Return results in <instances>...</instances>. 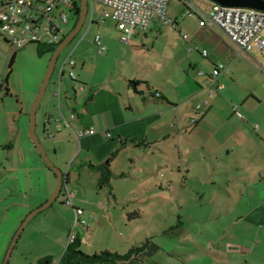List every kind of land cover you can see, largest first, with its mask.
<instances>
[{
	"label": "rangeland",
	"instance_id": "374dc122",
	"mask_svg": "<svg viewBox=\"0 0 264 264\" xmlns=\"http://www.w3.org/2000/svg\"><path fill=\"white\" fill-rule=\"evenodd\" d=\"M63 10L70 18L65 26L67 35L75 26L77 17L75 13L65 8ZM169 15L177 23L160 25L136 35L130 44L120 40L121 32L114 20L96 18L95 23L90 24V18H87L80 32L58 56L37 111L36 132L55 165L65 175L71 171L67 185L73 192L74 202L80 204V208L85 211L83 217L87 219L86 227L78 226L74 230L82 239L81 250L84 253H99L109 248L112 253L119 251L123 256L131 254L135 257L147 250L148 243L153 241L160 249L153 255L144 257L145 264H216L213 262L215 254L210 253L214 250L210 240L217 228L215 221H211V218L214 219L210 214L213 207L210 196H206L208 198L205 199L204 207H199L202 202L198 194L202 191L199 188L204 192L210 186L202 185L194 179L169 183L167 180L170 176L180 178L188 175L186 163L181 166L177 154L171 156L173 165L167 168L162 159H154L146 152L145 159L134 164L129 157L130 152L122 150L119 153L120 151L115 150L101 162L108 164L112 172L111 180L101 185L99 182L102 173L95 168L98 165L82 166L79 160H68L73 149L79 151L77 141L67 138L66 145H63L64 152L62 149L55 155L53 143H50L53 139L46 137L44 133V119L48 112L61 116V105L66 114L67 98L74 97L75 93L79 102L83 99V91L75 88V92V86L71 84L74 82L67 74L69 67H66V75L60 82V98L55 95L59 88V70L70 54L77 61L73 68L75 80L84 83L109 79L116 83L117 78L123 79L125 76L134 78L132 83H167L168 80L182 83L185 79L189 83H197L196 78L199 76L196 73L207 71L205 65L209 63V59L201 51L206 48L212 54L214 47L210 39L203 38L206 34L198 28L199 18L190 13L187 5L172 0ZM97 33L106 42L107 49L103 53L98 52L94 43ZM183 33L190 34L192 41L185 39ZM261 33H264V29ZM189 47H193V51H189ZM53 48L29 43L19 49L0 36V137L5 138L4 131L7 130L8 123L14 129L19 127L21 132L15 139L22 143L23 135L26 137L36 155L34 158L29 157L30 164L42 167L40 169L35 166L33 169L10 173V183L6 181L3 184L5 188L1 186L0 190L1 193L10 190L13 195L11 199H22L23 193H28L29 196L41 193L44 196L49 188L54 186V191L56 187V174L45 163L29 134L30 110L46 75ZM251 53L257 56V61L249 62L252 66L246 68L245 74L251 83H264V75L259 79L254 73V69L260 71L264 68V51L252 50ZM191 60L198 62L196 72L190 67ZM71 101L70 99L69 102ZM114 169L118 170V174H115ZM160 186L164 189H160ZM64 191L51 206L39 212L28 223L8 264H32L33 256L28 248L39 252L50 248L53 258H61L75 220L73 207L64 202ZM186 204L191 205L185 207ZM34 209L22 208L19 212L20 215L27 212V216ZM134 211L139 214H134ZM182 226L187 227L186 236L181 233ZM11 227L12 223L3 226L6 231ZM6 252L0 258V264L3 263Z\"/></svg>",
	"mask_w": 264,
	"mask_h": 264
},
{
	"label": "crops",
	"instance_id": "0c3cea01",
	"mask_svg": "<svg viewBox=\"0 0 264 264\" xmlns=\"http://www.w3.org/2000/svg\"><path fill=\"white\" fill-rule=\"evenodd\" d=\"M197 3L206 9L212 1L198 0ZM198 28L205 31L203 38L210 39L214 49L212 54L208 52V56L201 51L209 63L205 65L207 71L203 70L205 74H200L203 71L196 73L199 76L197 83H189L187 79L182 83L173 80L167 83H132L134 78L126 76L117 78L116 83L111 79L91 83L71 79L74 90L83 91V99L79 102L75 93L74 97L67 98L66 114L61 105V116L48 112L44 119V133L53 139L50 143H53L55 155L62 151L67 138L77 141L79 151L73 149L68 160H79L82 166L89 164L94 167L103 163L115 150L119 153L125 150L130 152L129 157L134 164L144 160L146 152L154 159H162L164 165L170 168L173 165L171 156L177 154L180 165L186 163L188 175L180 178L170 176L169 183L194 179L210 186L204 192L199 188L202 192L198 194L202 200L199 207H204L206 196L211 197L209 199L213 204L210 214L214 220L211 218V221L217 225L216 234L210 240L214 247L210 253L215 254L213 262L264 264V83H251L245 74L246 68L252 66L251 61H257L252 50L264 49L255 47L248 53L243 52L219 28L200 26L199 20ZM187 40L191 42L192 36ZM196 50L199 51L198 46ZM220 63L226 64L227 70L210 81L212 85L208 84L206 81L211 79V72ZM190 67L196 72L198 62L191 60ZM254 73L259 79L264 75L262 70L254 69ZM218 84L223 89L211 96V90ZM72 115L75 117L72 118ZM59 124L63 127L62 131L57 130ZM90 127L96 129L94 134L80 138L75 136V132ZM4 132L5 138L0 137V189L6 181L10 183L12 171L38 166L29 162V157L36 155L26 137L23 135L22 143L16 140L21 129H14L8 123ZM38 168L42 167L39 165ZM67 174L69 181L71 171ZM53 188H49L44 196L41 193L31 196L23 193L19 200L11 199L10 190L3 193L0 190V258L7 251L4 249L9 247L14 231L26 217L27 212L20 215V209L31 210L41 205ZM159 188L164 189L163 186ZM74 204L80 208V204ZM73 211L75 214L74 207ZM134 214L139 213L134 211ZM10 223L11 229L4 230L3 226ZM181 233L186 236L187 227L182 226ZM80 241L82 244L81 238ZM28 249L33 256L32 264H51L55 259L50 248L41 252ZM85 253L92 255L98 251ZM116 253L122 255L119 251ZM141 256L138 254L135 257ZM135 257L132 256V259ZM73 264L82 263L75 259ZM131 264L136 262L132 260Z\"/></svg>",
	"mask_w": 264,
	"mask_h": 264
},
{
	"label": "built area",
	"instance_id": "2783aa9c",
	"mask_svg": "<svg viewBox=\"0 0 264 264\" xmlns=\"http://www.w3.org/2000/svg\"><path fill=\"white\" fill-rule=\"evenodd\" d=\"M172 0H88V14L90 24L96 18L105 20L110 18L116 22L121 32L120 40L130 44L134 36L146 33L148 30L164 24H171L173 20L169 15V5ZM184 2L191 14L197 15L200 26L219 28L229 40L237 45L243 52H249L255 47L264 49V12L251 8L230 7L213 2L209 9L200 6L196 0H179ZM74 13L75 0H0V36L17 48H23L29 43H38L47 46H57L65 37V26L70 18L66 11ZM187 39L188 34L183 33ZM94 43L99 53L106 51V45L100 33L95 34ZM190 50L192 47L189 48ZM204 56H208V50H202ZM76 60L70 54L59 70V88L56 95L61 96L62 78L66 75V67H69L67 74L75 80L73 71ZM227 70L224 63L218 64L210 74L206 82L214 81L221 71ZM264 74V68L262 69ZM201 75L205 72H200ZM222 85H217L211 90L213 96L216 91H221ZM200 108V106L198 107ZM238 116L243 117L240 112ZM75 115H72L74 118ZM64 119V117H63ZM66 120V119H64ZM67 125L70 127L68 122ZM192 124L195 120L192 119ZM61 124L57 126L62 131ZM96 129L90 127L75 132L80 138L84 135L94 134ZM50 136H53L51 134ZM64 202L75 208V220L72 232L69 236L68 245L73 243L77 234L74 230L79 227H86L87 219L83 217V209L74 205V195L68 188L63 186ZM61 191V192H62ZM51 264H60V259L52 260Z\"/></svg>",
	"mask_w": 264,
	"mask_h": 264
},
{
	"label": "water",
	"instance_id": "95a60500",
	"mask_svg": "<svg viewBox=\"0 0 264 264\" xmlns=\"http://www.w3.org/2000/svg\"><path fill=\"white\" fill-rule=\"evenodd\" d=\"M81 1V11L79 18L73 27V29L63 38V40L55 47V50L53 52V55L51 57V60L48 65V69L46 72V75L44 77L43 83L41 85V88L39 90V93L37 95L36 100L34 101L31 110H30V129L29 134L35 144V146L38 148L39 152L41 153V156L43 157L45 163L51 168L57 177L56 187L53 191V193L50 195V197L46 200V202L41 205L40 207L34 209L31 211L24 221L20 224L19 228L17 229L16 233L14 234L12 241L9 245V248L6 252L4 261L2 264H8L9 259L11 258L12 252L21 237L22 232L25 230L28 223L31 221V219L37 215L39 212L47 209L49 206H51L59 197L63 186H66L68 184V174L65 175L64 171L60 168H58L55 163L52 161L50 156L48 155V152L43 145L42 141L40 140L39 136L36 132L37 127V111L38 108L44 98L45 92L47 90V87L50 83L52 74L55 70L58 56L60 55L61 51L74 39V37L80 32L82 29L86 18L88 14V7L89 3L88 0H80ZM213 2L222 4L224 6H230V7H241V8H251L256 9L259 11L264 12V0H211ZM56 95V93H55ZM57 96V95H56Z\"/></svg>",
	"mask_w": 264,
	"mask_h": 264
},
{
	"label": "trees",
	"instance_id": "16d2710c",
	"mask_svg": "<svg viewBox=\"0 0 264 264\" xmlns=\"http://www.w3.org/2000/svg\"><path fill=\"white\" fill-rule=\"evenodd\" d=\"M81 11V1L75 0V15L77 17V20L79 18ZM95 23V22H94ZM46 47H54V46H47ZM56 47V46H55ZM53 51L55 48L52 49ZM15 56V55H14ZM13 56V57H14ZM95 168L99 171H101L102 176L100 178V184L103 185L105 182L111 180L112 172L108 166V164H100L98 166H95ZM81 241L80 237L77 235L76 240L73 243H70L67 245L63 255L60 258V264H73V260H78L82 264H99V263H108V264H131L132 260L136 262V264H143L144 259L143 257L151 256L153 255L158 249H160V246L150 241L148 243V249L141 253V258H133L131 254L122 256L118 253H112L110 251H102L99 253H95L92 255L84 253L80 249ZM132 259V260H131Z\"/></svg>",
	"mask_w": 264,
	"mask_h": 264
}]
</instances>
